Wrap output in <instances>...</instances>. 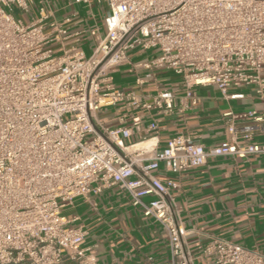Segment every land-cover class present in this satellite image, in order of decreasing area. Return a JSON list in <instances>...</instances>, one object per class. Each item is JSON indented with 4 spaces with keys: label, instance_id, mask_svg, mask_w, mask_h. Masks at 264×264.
Returning <instances> with one entry per match:
<instances>
[{
    "label": "built area",
    "instance_id": "built-area-1",
    "mask_svg": "<svg viewBox=\"0 0 264 264\" xmlns=\"http://www.w3.org/2000/svg\"><path fill=\"white\" fill-rule=\"evenodd\" d=\"M34 3L0 0V264H96L83 248L86 228L62 214L76 199L98 211L92 197L113 187L165 229L172 264H264L263 254L218 237L191 253L175 212L179 184L158 175L160 164L181 175L212 157L263 156L264 144L252 140L264 112L224 114L229 140L217 147L179 134L160 152L152 140L128 151L137 145L125 141L141 131L140 118L118 129L99 119L103 107L117 104L173 112L176 90L144 101L115 86V71L135 50L156 51L137 68L175 74L192 107L198 87H216L229 100L244 98L231 90L253 87L264 100V0H72L109 11L105 35L98 27L89 32L98 41L90 57L86 32L68 28L73 18L59 20L52 8L28 23L15 17V9L26 16Z\"/></svg>",
    "mask_w": 264,
    "mask_h": 264
},
{
    "label": "crops",
    "instance_id": "crops-1",
    "mask_svg": "<svg viewBox=\"0 0 264 264\" xmlns=\"http://www.w3.org/2000/svg\"><path fill=\"white\" fill-rule=\"evenodd\" d=\"M41 8L56 9L59 20L73 18L68 28L86 32L82 38L84 49L94 50L98 42L89 36L90 30L98 27L100 38L105 35L103 23L109 11L104 4L89 9L74 5L72 0H35L25 21L37 19ZM155 55L154 50L130 52L129 62L115 71L114 84L120 90L136 91L144 101H150L159 90H176L173 112L158 115L156 110H137L125 104L103 107L99 112L100 121L112 129L131 126L134 119L140 118L141 131H134L125 141L128 146L152 140L160 152L171 139L184 134L211 149L229 140L224 114L264 112V100L256 96L253 87L229 92L243 94L240 100L226 99L216 87H198L194 93L199 104L192 107L182 80L175 74L137 68V64ZM138 79L144 81L143 86L138 85ZM153 122L157 123L155 130L150 128ZM252 142L264 144V124ZM158 175L179 184L173 191L175 212L191 253H199L212 237H218L264 255V155L249 161L212 157L205 166L181 175L167 172L160 164ZM92 200L98 204V211L76 199L62 215L72 226L86 228L83 248L96 264H172L165 229L134 208L126 192L113 187Z\"/></svg>",
    "mask_w": 264,
    "mask_h": 264
},
{
    "label": "rangeland",
    "instance_id": "rangeland-1",
    "mask_svg": "<svg viewBox=\"0 0 264 264\" xmlns=\"http://www.w3.org/2000/svg\"><path fill=\"white\" fill-rule=\"evenodd\" d=\"M107 9H108V8H107ZM14 15H15V17H16L17 19L24 21V23H28V22L25 21V18H24L25 15L22 14V12H21L20 10H18V11H14ZM84 50H85V53H86V55H87L88 57H90L91 54L93 53V50H92L91 48L85 47Z\"/></svg>",
    "mask_w": 264,
    "mask_h": 264
},
{
    "label": "bare ground",
    "instance_id": "bare-ground-1",
    "mask_svg": "<svg viewBox=\"0 0 264 264\" xmlns=\"http://www.w3.org/2000/svg\"><path fill=\"white\" fill-rule=\"evenodd\" d=\"M145 146H146V143L145 144H137L132 149L131 148H128V151H132V150H135V149H138V148H144Z\"/></svg>",
    "mask_w": 264,
    "mask_h": 264
}]
</instances>
